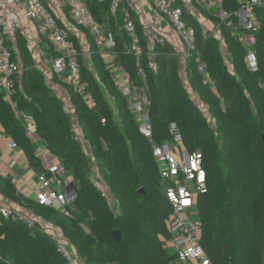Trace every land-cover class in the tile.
Instances as JSON below:
<instances>
[{
    "label": "trees",
    "instance_id": "trees-1",
    "mask_svg": "<svg viewBox=\"0 0 264 264\" xmlns=\"http://www.w3.org/2000/svg\"><path fill=\"white\" fill-rule=\"evenodd\" d=\"M112 2L87 0L104 29L113 32L117 44L111 50L115 58L104 57L89 34L91 59L89 63L83 56L79 59V78L85 91L78 92L64 83L74 114L47 85L24 35H17L25 72L21 80L14 78L15 107L0 91V121L22 147L30 165L49 176L51 172L37 155L38 144L27 135L17 111L31 115L40 139L59 158L65 174L72 176L76 191L69 207L71 217L29 198L22 204L59 226L83 264H173L176 254L167 247L172 238V206L161 182L153 143H174L171 125L175 124L184 148L203 157L207 189L198 196L199 237L213 264H264V8L259 10L262 29L256 45L257 72L249 69L247 48L230 31L222 28L228 50L225 56L221 41L186 11L184 19L196 31L187 85L179 54L169 41L156 45V68L150 66L149 38L134 13L131 17L141 54L138 57L129 52L132 39L124 29V4L113 15ZM224 6L234 10L237 0H224ZM113 61L135 85L148 88L152 138L140 131L116 74L107 68ZM201 62L207 66V77L200 71ZM196 99L208 107L210 117ZM74 117L82 138L74 130ZM95 167L119 200V212L95 186ZM0 192L13 201L22 199L10 176H0ZM115 231L121 233L119 240ZM0 264L71 263L44 232L0 212Z\"/></svg>",
    "mask_w": 264,
    "mask_h": 264
},
{
    "label": "built area",
    "instance_id": "built-area-1",
    "mask_svg": "<svg viewBox=\"0 0 264 264\" xmlns=\"http://www.w3.org/2000/svg\"><path fill=\"white\" fill-rule=\"evenodd\" d=\"M58 1L68 8L72 23L69 24L66 12H62L61 15L57 12L54 4H48L45 0H0V91L14 107L15 104L12 102L14 78L21 80L25 72L20 53L17 50V35L19 33L25 35L23 20L35 24L36 30L50 42V47H52L50 53L41 50L38 47L39 44H34L33 47L36 50L35 66L45 73L48 81H50L49 75H57L60 82L74 86L78 92L85 91V86L79 78V59L80 56L85 58V54L91 52L78 49L79 41L71 33V26L86 29L93 36L100 53L104 57L115 58L111 55V50L117 44L114 34L111 30L104 29V25L90 10L87 1ZM120 4H124L127 16L124 29L132 39L129 52H134L138 57L141 54L136 23L131 17L134 13L143 23L149 38L150 66L156 68V45L169 41L179 54L182 77L187 85L189 84L187 66L191 53L195 50L196 31L192 25L185 21L184 13L187 11L195 17V6L200 8L207 17L206 21H213L214 25L211 27L201 25L221 41L225 56H227L228 50L224 45L222 28L230 31L231 35L239 39L247 48L246 61L249 69L252 72L259 70L256 45L258 33L262 29V14L259 10L264 8V0H237L238 6L234 10L226 9L224 0H149L148 4L155 13L168 20V29L165 26L157 25L153 20H143L138 0H113L111 7L113 15L116 14ZM198 60L200 61L199 57ZM206 67L204 62L200 63V71L205 77H207ZM107 68L116 74L119 86L128 98L129 108L138 118L140 131L146 137L152 138L153 130L148 115L150 104L148 88L146 85H135L120 65L110 63ZM139 74L142 78L145 77V72L141 68ZM211 84L215 88V82L211 81ZM54 92L63 99L58 92L55 90ZM196 100L205 114L210 117L208 107L200 100ZM88 102L93 105L94 99L89 96ZM65 106L67 111L74 114L73 106L70 104ZM17 116L23 118L27 135L35 144H38L41 139L37 133L34 118L19 111H17ZM171 128L174 134V143L164 145L153 143V155L159 165L161 182L172 206V214L169 217V230L172 238L167 241V247L176 254V261L173 264H213L199 237L202 224L197 214V202L199 194L207 189L203 157L200 152L190 154L183 146L181 135L175 132L176 125L172 124ZM74 130L77 136L82 138L80 127L79 130L78 128ZM9 146L16 149L19 144L11 137ZM50 172V176L43 173L38 175L43 189L36 194L37 202L55 207L64 216L71 217L72 213L69 207L76 194L69 195L61 189V179L66 176L63 170L59 171L55 167ZM93 182L106 198L108 205L119 212V200L101 179V176L94 174ZM0 212L4 216H14L22 220L28 227L38 228L56 242L58 252L71 264H83L78 254L73 251L61 228L53 221L41 216L30 215L25 207L17 209L0 203Z\"/></svg>",
    "mask_w": 264,
    "mask_h": 264
},
{
    "label": "crops",
    "instance_id": "crops-1",
    "mask_svg": "<svg viewBox=\"0 0 264 264\" xmlns=\"http://www.w3.org/2000/svg\"><path fill=\"white\" fill-rule=\"evenodd\" d=\"M48 4H54L56 7L57 12H59L62 15L63 13L68 14V22L69 24L72 23L71 16L68 12V8L65 5H62L58 0H45ZM87 1V0H86ZM149 0H138V5L140 7V13L143 18V20H153L157 25L159 26H165L168 29V20L164 16H158L155 11L149 6L148 4ZM195 13L196 16L194 17L200 24H202L204 27H211V25H214L212 20L206 21L207 17L201 12L200 8L195 6ZM24 25V37L26 39L27 45L29 50L31 51V54L33 56L34 62L36 60V54H35V48L34 44H39L38 47L41 48V50H44L46 53L52 52V47H50V42L45 36H42L35 28V24L32 22H28L27 20H23ZM71 33L73 36L77 38L79 41L78 46H80V49L82 50H89V32L86 29L78 28L71 26ZM225 48L227 49L226 41H225ZM20 53L19 49H17ZM21 56V53H20ZM112 57V56H111ZM91 59V53L87 52L85 54V60L88 62V60ZM22 60V56H21ZM113 60V59H112ZM23 63V61H22ZM114 64V61L112 62ZM50 81H47V85L53 88L56 92L60 94V96L63 98V101L65 105L70 104V106H73V103L71 104L72 100L69 96V92L67 88L64 86V82H60L59 77L57 75H49ZM51 79L52 82H51ZM73 111L75 108H73ZM74 123V129L79 130V124L77 121V118L74 117L73 120ZM11 136H9L5 132V128L2 125L0 121V176H10L12 177L14 184L16 185L17 193L22 197L21 200L13 201L7 197H5L0 192V203L6 204L10 207H15L17 209H23L25 207L22 203H25L23 199L29 198L32 200L37 201L36 194L43 189L42 183L38 179V175L42 174L41 172H38L32 167L29 163V161L26 158V155L22 149V147L19 145L18 148L14 149L9 146V140ZM37 155L41 159L43 166L45 170L50 171L52 168H58V170H63L64 167L61 161L57 156L52 154V152L48 149V147L45 145V143L41 140L38 142V150ZM45 174V173H43ZM95 175H100L98 172V168L95 167L94 169ZM51 175V174H50ZM49 175V176H50ZM60 186V183H59ZM61 189H63L65 192H67L69 195L75 191L74 188V182L72 176L66 175L63 179H61ZM76 192V191H75ZM26 210L30 215L33 216H40L36 214L35 212L29 210L27 207H25ZM42 217V216H41ZM44 218V217H42ZM73 251L77 253L74 247H72Z\"/></svg>",
    "mask_w": 264,
    "mask_h": 264
},
{
    "label": "water",
    "instance_id": "water-1",
    "mask_svg": "<svg viewBox=\"0 0 264 264\" xmlns=\"http://www.w3.org/2000/svg\"><path fill=\"white\" fill-rule=\"evenodd\" d=\"M75 194H76L75 191L71 193V195H75ZM114 235L116 236V238H117L118 240H119L120 237H121V233H120V231H115V232H114Z\"/></svg>",
    "mask_w": 264,
    "mask_h": 264
}]
</instances>
